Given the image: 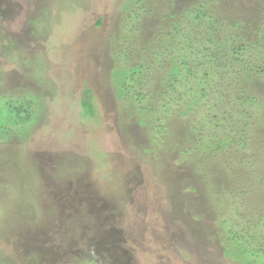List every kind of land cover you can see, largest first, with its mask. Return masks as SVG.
Segmentation results:
<instances>
[{"label":"rangeland","instance_id":"374dc122","mask_svg":"<svg viewBox=\"0 0 264 264\" xmlns=\"http://www.w3.org/2000/svg\"><path fill=\"white\" fill-rule=\"evenodd\" d=\"M124 4L0 0V95L32 113L12 127L0 99V264H240L222 252L214 204L178 150L117 95L116 52L137 9Z\"/></svg>","mask_w":264,"mask_h":264},{"label":"trees","instance_id":"16d2710c","mask_svg":"<svg viewBox=\"0 0 264 264\" xmlns=\"http://www.w3.org/2000/svg\"><path fill=\"white\" fill-rule=\"evenodd\" d=\"M124 5L137 9L134 25L125 26L127 46L116 52L117 95L170 153L178 150V162L214 204L224 255L264 264V0H190L155 15L148 0ZM148 15L150 24L142 26ZM89 93L86 115L93 113ZM0 99L6 124L30 122L21 99Z\"/></svg>","mask_w":264,"mask_h":264}]
</instances>
